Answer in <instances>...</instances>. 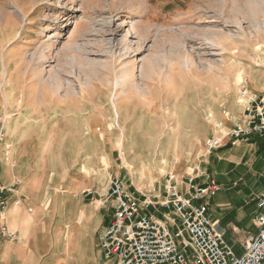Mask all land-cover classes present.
I'll list each match as a JSON object with an SVG mask.
<instances>
[{"label": "rangeland", "instance_id": "1", "mask_svg": "<svg viewBox=\"0 0 264 264\" xmlns=\"http://www.w3.org/2000/svg\"><path fill=\"white\" fill-rule=\"evenodd\" d=\"M123 70L131 80L113 101ZM263 82L264 0H0V126L19 154L14 171L2 164L0 182L22 171L30 197L45 201L40 217L28 211L35 227L47 225L56 256L65 258L58 241L71 234V264H102L110 175L143 191L173 167L183 177L200 165L222 186L210 201L215 215V203L235 202L238 191L264 193L250 142L205 149L225 113L239 118L240 88ZM243 157L250 180L226 163ZM64 204L77 222L65 223Z\"/></svg>", "mask_w": 264, "mask_h": 264}, {"label": "built area", "instance_id": "2", "mask_svg": "<svg viewBox=\"0 0 264 264\" xmlns=\"http://www.w3.org/2000/svg\"><path fill=\"white\" fill-rule=\"evenodd\" d=\"M237 105L239 118L225 113L226 122L214 125L205 141L208 155L227 145L251 142L255 136L264 145V82L259 91L242 86ZM5 126H0V178L2 164L11 161L12 153ZM21 186L20 180L9 186L0 182V243L18 239L8 226L7 210ZM221 191L222 186L200 165L188 167L183 177L173 167L158 187L143 191H131L121 178L110 175L106 196L113 215L99 232L97 245L102 264H264V194L258 202L257 230L242 244V255H237L225 241L223 228L209 215V202ZM25 198L13 199V205L20 206Z\"/></svg>", "mask_w": 264, "mask_h": 264}, {"label": "crops", "instance_id": "3", "mask_svg": "<svg viewBox=\"0 0 264 264\" xmlns=\"http://www.w3.org/2000/svg\"><path fill=\"white\" fill-rule=\"evenodd\" d=\"M250 143L251 146L249 145V149L250 151H254V163H257L256 165L260 166L256 169L254 174L264 177V145L262 140L255 136ZM9 144L12 146V153L11 161L8 163L12 168V171H14V169L19 167H16L17 162L19 161V154L16 150V143L12 141ZM244 160V157L241 159V162L226 160L228 161L226 162L228 169L231 172L235 171L237 168L245 170V174L237 177L238 180H242L243 176H245V179H251L249 166L245 167L247 163H242ZM23 167L25 170L31 168L29 163H24ZM24 179L25 175H23L22 171L18 173L13 172L11 178L7 180V183L3 184L9 186L14 184L16 180H20L23 184ZM88 180L89 179H87L86 182L78 181V185L76 184L75 187H73V190L81 192L86 187ZM234 184H236V182ZM31 192L30 187L23 184L17 194L10 200L9 208L7 210V223L10 229L16 232L18 239L15 241L5 240L0 243V264H71V246L73 242L71 234H69L66 239L63 238V240H57L58 243H64L63 247L67 257L65 256L63 259L61 256H56V243L55 240H51L49 234H46L47 225L44 224L43 226H38L39 228L35 227L36 222L40 219L37 218V214L33 215L28 211L29 207L34 206L40 217L41 213L46 212V203L39 197H30ZM263 194L264 193L256 195L252 188H247L245 191H238L234 195L233 200H235V202L231 201V199H229V201L223 199L222 201L215 203L214 207L217 208V215L211 211L209 202V215L211 219L219 223L223 228L225 237H229L233 242H239L241 248L246 239L257 230L255 219L260 213L258 210V202ZM20 195H23L26 198L22 199L20 206H14L12 200L17 197L20 198ZM76 207L77 213L80 211L84 212L83 222L88 217L87 210L81 208L78 204H76ZM61 209H63V219L66 221L65 223L77 222L78 217L75 219L66 218V211L67 209L68 211L70 210L69 205L64 204L61 206ZM41 228H43V230H41Z\"/></svg>", "mask_w": 264, "mask_h": 264}, {"label": "bare ground", "instance_id": "4", "mask_svg": "<svg viewBox=\"0 0 264 264\" xmlns=\"http://www.w3.org/2000/svg\"><path fill=\"white\" fill-rule=\"evenodd\" d=\"M131 80L130 72L128 70H123L120 73H117V79L114 84V95H113V101H117V91L122 88L127 81ZM6 83H4V86ZM122 157V156H121Z\"/></svg>", "mask_w": 264, "mask_h": 264}]
</instances>
